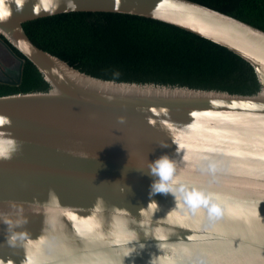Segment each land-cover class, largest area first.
Returning a JSON list of instances; mask_svg holds the SVG:
<instances>
[{"label":"water","instance_id":"water-1","mask_svg":"<svg viewBox=\"0 0 264 264\" xmlns=\"http://www.w3.org/2000/svg\"><path fill=\"white\" fill-rule=\"evenodd\" d=\"M9 10L0 43L19 66L0 82L21 81L12 45L50 88L0 96L20 145L0 159V213L15 219V202L28 220L15 229L27 232L24 246L9 244L0 222V264H264V30L193 0H3L0 13ZM70 11L137 14L210 39L248 61L260 89L89 75L22 25ZM164 154L169 193L149 195L160 179L149 161Z\"/></svg>","mask_w":264,"mask_h":264},{"label":"trees","instance_id":"trees-1","mask_svg":"<svg viewBox=\"0 0 264 264\" xmlns=\"http://www.w3.org/2000/svg\"><path fill=\"white\" fill-rule=\"evenodd\" d=\"M193 1L264 30V0ZM22 25L38 47L101 79L237 94H254L260 89L253 66L240 55L155 18L112 11H70ZM11 47L24 60L21 81L17 85L0 82V96L47 91L50 85L42 72Z\"/></svg>","mask_w":264,"mask_h":264},{"label":"clouds","instance_id":"clouds-1","mask_svg":"<svg viewBox=\"0 0 264 264\" xmlns=\"http://www.w3.org/2000/svg\"><path fill=\"white\" fill-rule=\"evenodd\" d=\"M0 3H3V0H0ZM10 14L9 12L0 13V16L6 18ZM118 120L123 123L125 117L120 116ZM4 125H11V120L9 117L0 114V159H10L15 152L19 150V142L16 138L11 135L9 130L4 129ZM174 161L167 154L161 155L154 161H149L148 170L149 175L160 178L159 180L155 179L150 186L149 195H154L155 193H169V190L164 187L163 180L165 178L166 172L171 170L173 167ZM56 199V194L54 190H49V200L53 201ZM152 201H150L151 203ZM12 207L16 209L18 213L15 219L8 217L7 215L0 213V222L7 225L8 236L7 241L11 245H15L17 241L21 243V246H24V241L27 239V232L15 231L16 228L26 224L28 222L27 218L23 216L24 208L22 204L12 203ZM38 211V209H37Z\"/></svg>","mask_w":264,"mask_h":264},{"label":"flooded vegetation","instance_id":"flooded-vegetation-1","mask_svg":"<svg viewBox=\"0 0 264 264\" xmlns=\"http://www.w3.org/2000/svg\"><path fill=\"white\" fill-rule=\"evenodd\" d=\"M19 62L5 53V49L0 43V78L13 79L18 70Z\"/></svg>","mask_w":264,"mask_h":264}]
</instances>
